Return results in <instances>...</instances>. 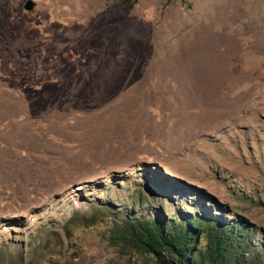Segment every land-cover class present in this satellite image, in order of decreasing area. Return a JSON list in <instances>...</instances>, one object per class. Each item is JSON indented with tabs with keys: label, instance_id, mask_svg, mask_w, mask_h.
<instances>
[{
	"label": "rangeland",
	"instance_id": "374dc122",
	"mask_svg": "<svg viewBox=\"0 0 264 264\" xmlns=\"http://www.w3.org/2000/svg\"><path fill=\"white\" fill-rule=\"evenodd\" d=\"M33 1L0 0V264H158L126 217L264 262V0Z\"/></svg>",
	"mask_w": 264,
	"mask_h": 264
},
{
	"label": "trees",
	"instance_id": "16d2710c",
	"mask_svg": "<svg viewBox=\"0 0 264 264\" xmlns=\"http://www.w3.org/2000/svg\"><path fill=\"white\" fill-rule=\"evenodd\" d=\"M203 222L187 218L169 228L126 217L123 229L113 234L136 251L151 254L158 264H264L242 231L232 232L215 219Z\"/></svg>",
	"mask_w": 264,
	"mask_h": 264
},
{
	"label": "water",
	"instance_id": "95a60500",
	"mask_svg": "<svg viewBox=\"0 0 264 264\" xmlns=\"http://www.w3.org/2000/svg\"><path fill=\"white\" fill-rule=\"evenodd\" d=\"M35 5V2L33 0H26L24 4V8L27 10H31Z\"/></svg>",
	"mask_w": 264,
	"mask_h": 264
}]
</instances>
